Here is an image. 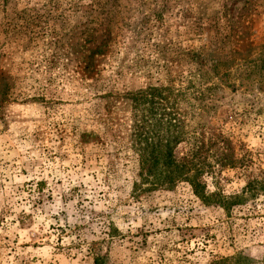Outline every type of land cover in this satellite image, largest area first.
I'll use <instances>...</instances> for the list:
<instances>
[{
    "label": "rangeland",
    "instance_id": "obj_1",
    "mask_svg": "<svg viewBox=\"0 0 264 264\" xmlns=\"http://www.w3.org/2000/svg\"><path fill=\"white\" fill-rule=\"evenodd\" d=\"M151 88L226 208L143 167ZM0 264H264V0H0Z\"/></svg>",
    "mask_w": 264,
    "mask_h": 264
},
{
    "label": "trees",
    "instance_id": "obj_2",
    "mask_svg": "<svg viewBox=\"0 0 264 264\" xmlns=\"http://www.w3.org/2000/svg\"><path fill=\"white\" fill-rule=\"evenodd\" d=\"M217 86H207V88H203L199 92V101L201 102L200 109L203 112H206L208 109H211V104L213 106V99L211 98L213 95V91L216 90ZM156 90L155 88L147 89L145 91L139 92L132 98L135 110V126L142 134L139 133V139L141 141H145L147 146H141L139 152L141 153L142 165L143 167L147 165L151 159L156 162V165H162L165 170V173L168 175L166 180L170 183H174L178 180L189 182L196 194V196L205 204L212 205L216 203H222L223 206H226V202H221V197L216 194H209L207 192L206 186L203 183L202 177L206 171L208 165L206 164L208 161V152L210 151L209 146L207 145L204 124L198 123L197 127L194 128L195 137L193 138L194 143L192 146V142H189L191 147L189 149V155L187 158L183 159L181 163L174 160V150L177 148L180 142L190 141L188 140V136H185L184 129L181 128L180 131H175L173 126L167 124L164 121L163 117L156 120L157 128L156 134L158 133V138H160L156 146H153L152 151L150 153L149 146L150 143L148 139L145 137L148 135L149 127L148 125L151 122V118L156 119L158 116L152 109H149V106L155 103V92H160L158 98L162 101L165 100L166 92L168 89H160ZM199 109V106H198ZM199 116V114H198ZM200 119H204V115H200ZM193 121V120H192ZM200 121V120H199ZM172 122V120H170ZM181 127V126H180ZM164 136L161 138V136ZM197 134V135H196ZM212 138V137H211ZM192 140V141H193ZM210 140V139H209ZM208 140V141H209ZM222 149L225 151L226 146L223 143ZM154 157V158H152ZM226 208V207H225Z\"/></svg>",
    "mask_w": 264,
    "mask_h": 264
}]
</instances>
